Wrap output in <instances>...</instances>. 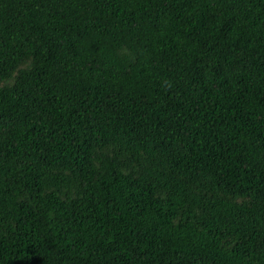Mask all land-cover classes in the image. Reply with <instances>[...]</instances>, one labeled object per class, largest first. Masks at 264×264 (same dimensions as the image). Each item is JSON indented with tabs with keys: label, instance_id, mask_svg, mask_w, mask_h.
Returning a JSON list of instances; mask_svg holds the SVG:
<instances>
[{
	"label": "trees",
	"instance_id": "trees-1",
	"mask_svg": "<svg viewBox=\"0 0 264 264\" xmlns=\"http://www.w3.org/2000/svg\"><path fill=\"white\" fill-rule=\"evenodd\" d=\"M0 264H264V0H0Z\"/></svg>",
	"mask_w": 264,
	"mask_h": 264
}]
</instances>
